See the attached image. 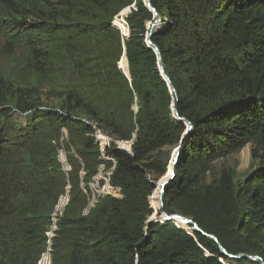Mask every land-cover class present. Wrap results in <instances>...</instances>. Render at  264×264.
Wrapping results in <instances>:
<instances>
[{"label": "trees", "instance_id": "obj_1", "mask_svg": "<svg viewBox=\"0 0 264 264\" xmlns=\"http://www.w3.org/2000/svg\"><path fill=\"white\" fill-rule=\"evenodd\" d=\"M151 4L160 18L152 41L176 95L145 42L154 13L143 0H0V34L11 46L28 44L27 72L0 69V264H36L47 247L50 213L66 181L48 159L63 126L77 132L89 176L90 158L106 162L95 132L112 138L106 165L115 162L111 184L123 194L86 216L76 204L80 197L71 200L75 208L59 218L52 242L64 264H258L229 257L197 230L147 224L155 181L172 173L157 154L178 146L187 128L174 117L173 103L193 129L165 190V211L192 218L228 253L264 261V0ZM45 81L61 91L54 92L60 110L44 106ZM248 143L252 169L243 180L224 170L205 184L212 161ZM66 201L62 196L59 207ZM205 210L224 218L207 222Z\"/></svg>", "mask_w": 264, "mask_h": 264}, {"label": "rangeland", "instance_id": "obj_2", "mask_svg": "<svg viewBox=\"0 0 264 264\" xmlns=\"http://www.w3.org/2000/svg\"><path fill=\"white\" fill-rule=\"evenodd\" d=\"M131 7H133V5ZM131 7H127L126 9H124L125 12L122 15L124 19H125V16L128 14V12L130 11ZM150 25H151V22L147 25L148 29ZM122 32L126 33L123 30L121 31V33ZM123 33L122 35L125 36ZM44 35L45 34H42V36ZM125 37H128V35H126ZM30 39H32V37ZM12 46L10 44L9 36L5 38L0 34V48H1L0 49V69H3L4 72L8 75H10L13 72V70H15V68L17 71L23 70L22 72H27V70L24 69L23 65L28 56V50H26V48L24 47L28 46V44L23 43L21 46H16V47L14 45ZM11 47L12 49H9L8 51L7 49ZM56 88L58 87H55V85L53 87V85H51L49 81L42 82V89H41V92L43 94L42 102L44 106H47L48 108H54L56 110H60L61 100L59 99V97H57V95L54 92L59 94V92L61 91L57 90ZM137 108L138 107L135 104L134 109L136 110ZM173 115H174V111H173ZM50 123L55 124L53 121ZM43 128L44 130H47L46 122L44 123ZM72 134H74V136ZM76 134L77 132L75 131L72 133H69L68 128L63 126L59 129L57 128L56 133H55V139L51 141V144L53 145V149H52L53 151H52V155L50 159L48 160L56 161V165L59 167L61 172H63L66 181H65L63 190L58 195L57 200L50 213L51 224L48 226V230L46 232L47 247L45 248L44 252L41 253L36 264H40L43 254L46 252H48L50 259L48 260V257H46L43 264H46L47 260H48V264H54L55 260H57L58 264H64L62 255L59 254V252L58 254L56 253V255L55 253H53L54 249L52 248V242L56 236V231L59 228L58 226L59 218L71 216V215H67L66 210L71 211L75 208V203L73 204V202H71V200L75 196L80 197L78 201H76V204H78L81 207L82 216H86L89 213H91V211H93L99 204H102L104 201H106L109 196L115 197V198L123 197V194L121 193L120 188L113 187L111 184V175L114 170L115 162L111 161L112 163L110 167H107L106 165V162L111 160V158L106 156L105 147L112 143L113 141L112 138L102 133L101 131L95 132L96 141L99 147V152L101 153L102 158H104L106 162L103 164L102 163L97 164L96 162L98 159L90 158L89 166L90 168L92 167V174L89 176L87 175V170L85 169V163L80 155V150L82 149V146L78 143L79 141L77 140ZM126 142H119V143H116V145L117 147L120 146L123 149L130 151L129 145H127ZM177 147L178 146L164 147L163 149H161L160 152H158L157 154L158 158L161 160V162L167 163L169 167L171 165V161H172V158L174 156V153ZM251 148H252L251 144L248 143L239 151L226 155L224 157H220L212 161L210 171L207 172V174L205 175V180H204L205 184L212 183L214 180L218 179L222 175V172L224 170L234 171L235 182H239L243 180L244 177L252 169ZM165 176H162L155 181V185H156L155 190L150 195V200L152 202L153 209L159 208L160 210L161 208V204L159 207V202H160L159 200L160 195L158 194L159 184L163 183ZM62 196L66 197L67 201H66V204H64V206L60 208L59 204H60V199ZM156 198H157V201L155 200ZM83 200H85V205L82 206ZM168 215H174V214H168ZM153 216H156V215H153ZM202 218H205L207 222L209 221V222L214 223L216 221V218H224V217L218 214L216 211L205 210V212L202 215ZM159 222L167 223V224L174 223V225H176L177 227L185 231H188L190 233L193 232L192 226L182 225L177 220L166 221L161 218ZM65 253L66 252H63L62 254H65ZM251 260L258 262V264H261L260 260H255V259H251Z\"/></svg>", "mask_w": 264, "mask_h": 264}, {"label": "water", "instance_id": "obj_3", "mask_svg": "<svg viewBox=\"0 0 264 264\" xmlns=\"http://www.w3.org/2000/svg\"><path fill=\"white\" fill-rule=\"evenodd\" d=\"M143 1H144L145 5H146L147 7H149V9H151L152 12L154 13V20H153V22H151V25H150V27H149V29H148V32H147V34H146L145 42H146L147 45H148L150 48H152V49L154 50V52L156 53V55H157V64H158V68H159V70H160V73H161L163 79L167 82V85H168L170 91H171L174 95H176V89H175L173 83L171 82L170 77H169L168 74L165 72V68H164V63H163V60H162L161 51L159 50L158 46L152 41V35L154 34V32L157 30L158 26L160 25L159 14H158L157 10L152 6V4H151V0H143ZM125 21H126V20H125ZM126 23H127V22H126ZM113 24L116 25V24H115V21L113 22ZM119 29H120V28H119ZM122 33H123V32H122ZM124 55H125V53H124ZM124 55H123V56H124ZM123 56H122L121 61L123 60ZM125 56H126V55H125ZM119 63H120V62H119ZM119 66H120V64H119ZM124 72L126 73V75L129 74V73H128V70H127V71L124 70ZM174 104H175V103H173V111H174L175 118H177L178 120L184 121V122L186 123L187 128L185 129V131H184V133H183V135H182V139H181V141H180V144H179L178 147L176 148V151H175L174 156H173V158H172V161H171V166H172V173H171V176H170V178H169L168 181L159 184V195H160V204H161V208H160L159 211H154V213L152 214V216L149 217V219H148V221H147V224H150V223H152V222L160 221L161 218H162L163 220H166V221H168V220H169V221L177 220V221L181 222L183 225L193 224V229H194V230H197L198 232H200V233H202V234H204V235H206V236H208V237L214 239V240L217 242L219 248H220L225 254H227L229 257H232V258L248 257V258H250V259L260 260V261H261V264H264V261H263L262 257H260L259 255H248V256H246V255H243V254H242V255H241V254H240V255H233V254L228 253L227 250L221 245V243H219V241H218V239H217V237H216L215 235L203 231V230H202V229H201V228H200V227H199V226H198V225H197L192 219L187 218V217H184V216L179 215V214H174V215H168V214H166L165 209H164L163 196H164V194H165V190H166V188H167V185H168L170 179L174 176V167H175V164H176V162H177V160H178V157H179V155H180V152L182 151V149H183V147H184V145H185V141L187 140L189 134L191 133V131H192V129H193V125H192V123H191L190 121H188V120H186L185 118L179 116L176 107H174ZM133 140H134V139L128 141V142L130 143V145H132ZM115 142H116V143H119V142H121V141H115ZM130 147H131V146H130ZM118 148H122V147L119 146ZM122 149H123V148H122ZM130 152H131V148H130ZM153 215H156L157 217H156V216H153ZM158 216L161 217V218H159Z\"/></svg>", "mask_w": 264, "mask_h": 264}, {"label": "bare ground", "instance_id": "obj_4", "mask_svg": "<svg viewBox=\"0 0 264 264\" xmlns=\"http://www.w3.org/2000/svg\"><path fill=\"white\" fill-rule=\"evenodd\" d=\"M99 131V130H98ZM171 168H172V166H171Z\"/></svg>", "mask_w": 264, "mask_h": 264}]
</instances>
